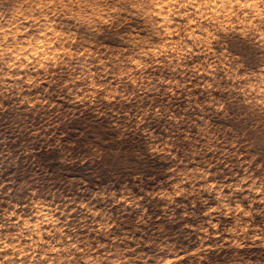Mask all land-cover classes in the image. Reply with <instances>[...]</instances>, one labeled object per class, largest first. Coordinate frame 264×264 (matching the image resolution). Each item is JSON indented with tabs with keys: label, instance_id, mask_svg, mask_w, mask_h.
Listing matches in <instances>:
<instances>
[{
	"label": "rangeland",
	"instance_id": "obj_1",
	"mask_svg": "<svg viewBox=\"0 0 264 264\" xmlns=\"http://www.w3.org/2000/svg\"><path fill=\"white\" fill-rule=\"evenodd\" d=\"M0 264H264V0H0Z\"/></svg>",
	"mask_w": 264,
	"mask_h": 264
},
{
	"label": "bare ground",
	"instance_id": "obj_2",
	"mask_svg": "<svg viewBox=\"0 0 264 264\" xmlns=\"http://www.w3.org/2000/svg\"><path fill=\"white\" fill-rule=\"evenodd\" d=\"M4 247V246H3Z\"/></svg>",
	"mask_w": 264,
	"mask_h": 264
}]
</instances>
